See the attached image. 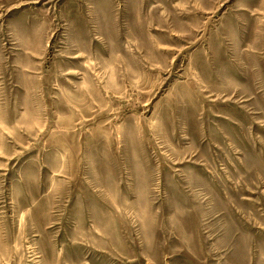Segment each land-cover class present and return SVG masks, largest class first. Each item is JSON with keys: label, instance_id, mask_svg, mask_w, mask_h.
Masks as SVG:
<instances>
[{"label": "rangeland", "instance_id": "rangeland-1", "mask_svg": "<svg viewBox=\"0 0 264 264\" xmlns=\"http://www.w3.org/2000/svg\"><path fill=\"white\" fill-rule=\"evenodd\" d=\"M0 264H264V0H0Z\"/></svg>", "mask_w": 264, "mask_h": 264}]
</instances>
